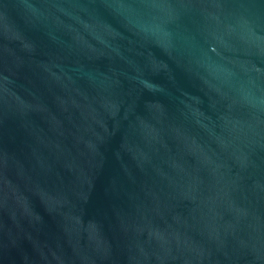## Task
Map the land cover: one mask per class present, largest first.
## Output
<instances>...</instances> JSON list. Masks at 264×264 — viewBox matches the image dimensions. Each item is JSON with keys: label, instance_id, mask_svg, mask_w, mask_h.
Wrapping results in <instances>:
<instances>
[{"label": "water", "instance_id": "1", "mask_svg": "<svg viewBox=\"0 0 264 264\" xmlns=\"http://www.w3.org/2000/svg\"><path fill=\"white\" fill-rule=\"evenodd\" d=\"M0 264H264V0H0Z\"/></svg>", "mask_w": 264, "mask_h": 264}]
</instances>
